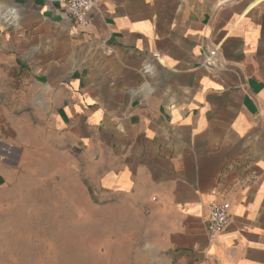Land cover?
Returning <instances> with one entry per match:
<instances>
[{"label":"crops","instance_id":"0c3cea01","mask_svg":"<svg viewBox=\"0 0 264 264\" xmlns=\"http://www.w3.org/2000/svg\"><path fill=\"white\" fill-rule=\"evenodd\" d=\"M0 4L22 43L68 36V72L36 69L41 124L84 145L101 202L145 222L162 264H264V0H104L85 30L58 0ZM11 149L0 193L24 162ZM214 200L230 223L210 241Z\"/></svg>","mask_w":264,"mask_h":264},{"label":"rangeland","instance_id":"374dc122","mask_svg":"<svg viewBox=\"0 0 264 264\" xmlns=\"http://www.w3.org/2000/svg\"><path fill=\"white\" fill-rule=\"evenodd\" d=\"M2 10L0 4V158L12 160L11 148L25 155L23 164L12 163L17 180L0 193V264H162L145 222L122 203L101 202L84 145L67 149L61 134L41 124L36 69L53 61L57 74L68 72V36L61 29L58 44L22 43V30L4 25ZM78 62L72 51L71 70Z\"/></svg>","mask_w":264,"mask_h":264},{"label":"built area","instance_id":"2783aa9c","mask_svg":"<svg viewBox=\"0 0 264 264\" xmlns=\"http://www.w3.org/2000/svg\"><path fill=\"white\" fill-rule=\"evenodd\" d=\"M104 0H58L75 27L85 30L90 26V15ZM206 232L210 241L222 235L230 223L231 204L227 200H214L209 204Z\"/></svg>","mask_w":264,"mask_h":264}]
</instances>
